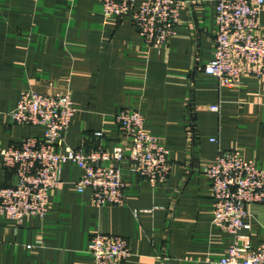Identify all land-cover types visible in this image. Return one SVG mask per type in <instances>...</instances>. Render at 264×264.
Wrapping results in <instances>:
<instances>
[{
    "label": "crops",
    "instance_id": "0c3cea01",
    "mask_svg": "<svg viewBox=\"0 0 264 264\" xmlns=\"http://www.w3.org/2000/svg\"><path fill=\"white\" fill-rule=\"evenodd\" d=\"M215 5L185 0L167 44L156 48L129 15L103 16L101 0H0V187L13 181L2 150L44 131L9 118L24 89L70 92L75 113L56 151L86 150L98 143L91 132L101 130L109 152L120 145L128 155L130 140L115 113L139 108L170 163L167 177L151 184L128 159L113 162L125 201L99 207L88 190H76L81 170L65 161L44 216L16 223L0 213V264H94L89 239L96 231L128 240L130 254L120 264H211L225 256L233 235L212 222L202 166L221 147L264 168V80L243 74L221 85L204 72L214 57ZM247 210L242 233L255 245L264 240V204Z\"/></svg>",
    "mask_w": 264,
    "mask_h": 264
},
{
    "label": "built area",
    "instance_id": "2783aa9c",
    "mask_svg": "<svg viewBox=\"0 0 264 264\" xmlns=\"http://www.w3.org/2000/svg\"><path fill=\"white\" fill-rule=\"evenodd\" d=\"M105 17L129 15L144 42L160 48L167 44L179 20L185 0H101ZM218 30L214 57L203 65L206 74L219 84L238 82L243 74L264 80V24L260 13L264 0H215ZM218 110V104L208 106ZM75 113L70 92L47 94L33 89L21 91L9 113L13 122L39 124L42 137L29 135L19 145L2 150L4 168L13 176L9 185L0 187V213L16 223L26 216L42 217L48 210L51 190L62 183V164L74 162L81 174L74 182L79 192L88 190L96 206L120 205L125 201V182L118 164L128 159L130 168L151 184L164 180L170 169L168 149L146 130L139 108H122L115 120L130 140L129 154L117 145L109 152L100 142L103 132L95 130L90 137L97 140L86 150L55 146ZM215 140V138H211ZM211 184L212 222L233 235L225 256L211 264H264V240L252 244L246 220L247 205L264 204V168L236 149L218 148L214 161L202 166ZM90 253L94 264H120L130 254L128 240L120 234L96 231L90 236Z\"/></svg>",
    "mask_w": 264,
    "mask_h": 264
}]
</instances>
